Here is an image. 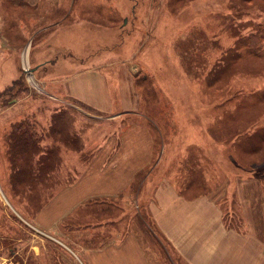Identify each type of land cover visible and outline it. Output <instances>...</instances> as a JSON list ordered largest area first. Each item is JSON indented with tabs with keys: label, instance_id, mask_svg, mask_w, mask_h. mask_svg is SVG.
I'll use <instances>...</instances> for the list:
<instances>
[{
	"label": "rangeland",
	"instance_id": "obj_1",
	"mask_svg": "<svg viewBox=\"0 0 264 264\" xmlns=\"http://www.w3.org/2000/svg\"><path fill=\"white\" fill-rule=\"evenodd\" d=\"M260 1L0 0V264H86L82 234L65 233L61 222L50 231L38 227L25 195L18 190L14 196L8 185L9 126L25 119L45 131L51 113L66 106L50 96L51 79L63 89L65 80L76 84L74 91L88 98L70 102L77 109H65L75 116L69 129L81 149L76 153L58 142L59 180L77 172L72 188H83L89 180L83 172L91 166L82 169L84 158L145 164L126 186L127 196L139 202L99 195L75 205L90 201L103 213L117 204L124 209L130 202L131 212L137 206L117 226L136 233L146 264L179 258L146 208L164 181L187 200L214 193L220 203L227 197L219 205L224 228L244 235L250 225L252 238L264 237V181L253 178L264 175V150L240 151L245 140L259 141L251 137L254 131L264 133V39L253 49L248 45L264 25ZM10 43L13 55L3 54ZM238 45L243 53L235 55ZM8 77L19 80L2 85ZM105 143L110 149L101 150ZM237 157L251 162L238 163ZM103 213L93 223L117 214ZM174 215L183 219L178 211Z\"/></svg>",
	"mask_w": 264,
	"mask_h": 264
},
{
	"label": "crops",
	"instance_id": "obj_2",
	"mask_svg": "<svg viewBox=\"0 0 264 264\" xmlns=\"http://www.w3.org/2000/svg\"><path fill=\"white\" fill-rule=\"evenodd\" d=\"M31 41L33 43L34 40ZM7 46L6 44L3 54L10 53V55H13L12 47L14 45L12 46L10 43L9 47ZM30 46L31 43L23 51L28 50L29 52ZM14 71H18V69ZM17 79L10 77L2 85H8ZM64 82L63 84L66 86L63 89L62 85L51 79L49 88L52 84L55 89H50L48 92L55 101L65 104V109H67V106L75 108L70 102L79 100L78 102L85 103L88 101L84 93L74 91L76 84L69 85L68 82ZM82 88L85 92L89 91V88L85 86ZM109 108L110 106L107 109ZM126 144V141L122 143V145ZM105 146L110 149L111 144L105 143L101 150ZM147 149L149 150L150 147H147ZM92 151L88 152L89 155H94ZM123 159L125 160L116 158L111 160L96 159L95 161L89 160L87 163L88 159L84 158L83 160L86 161L82 162V169L86 168L89 163L92 166H89L90 168L88 167L83 172L89 179L85 186L79 188V190L72 188V184L79 181L80 178L77 172L74 173L73 178L70 176L73 173H69L64 176V180L57 179L58 182L66 185L34 217L35 225L47 228L49 231L55 228L56 225L60 227L61 222V229L64 232L70 231L75 234H82L81 240H85L88 245L80 250L86 257V264H146V257L141 249L142 244L136 233L128 230L123 225L117 226L119 221L135 215L137 206H135L134 212H131L127 210L131 209L132 204L130 202V207L125 205L124 209L117 204V206L105 208L104 212L106 213H103L101 210L95 212L96 208L91 205L93 202L90 201L86 202L85 207L75 205L80 199L99 195L103 198L120 196L122 200L134 197L139 202L134 194L127 196V191L131 189L126 190V186L131 184L133 179L135 181V173L145 164L135 160H126L128 158ZM95 166H98L97 171L92 170ZM236 183L239 185L238 181ZM129 186L131 188V185ZM171 186L165 181L160 182V185L155 186L153 195L149 198L150 203L148 207L146 206L149 209L148 215L151 216L156 228L165 236L167 246L175 249L179 257L176 261L173 256L167 257L169 264H175V262H181L182 264H264V237L260 239H258L259 237L252 238V235L248 233L250 232V225H248L247 233L244 235H239L224 228L222 212L219 207L225 205L227 197H223L220 203H218L220 199L215 198L214 193L207 196L199 195L194 199V196L188 197L187 200L182 192L176 191ZM236 192L240 195L239 189ZM224 209L227 210V207ZM175 211H178L183 219H175ZM102 213L107 215L117 214L114 219L110 217L107 219L98 218L100 221L96 220V223H93L94 216H100ZM70 239L74 241L75 238L70 237ZM100 239L102 245L96 246V240L100 241Z\"/></svg>",
	"mask_w": 264,
	"mask_h": 264
},
{
	"label": "trees",
	"instance_id": "obj_3",
	"mask_svg": "<svg viewBox=\"0 0 264 264\" xmlns=\"http://www.w3.org/2000/svg\"><path fill=\"white\" fill-rule=\"evenodd\" d=\"M260 2L264 4V2ZM256 32V35H252L250 38L248 44L250 48H252L254 42L257 44L261 41L260 39H264V37H261V35H264V25L259 26ZM240 46L241 45H238L236 48L234 47L235 50L233 52H235V55L243 53ZM249 52L251 53L253 51L250 50ZM18 80L19 79L15 80L13 84ZM66 111L67 110L64 108L53 112L50 116L49 125L45 131L34 122L24 119L12 123L9 126V132L4 136V142L6 144V161L10 171L8 185L14 196H16L18 190L22 191L19 192L25 195L26 200L32 207V216H36L41 208L57 192L54 188L61 185V183L57 181V173L61 165L59 157V151H61V149L58 142L63 140L66 144L70 145L71 149L76 153L81 149L80 146L77 145L79 138L77 134L74 133L75 129L73 132L69 129V124L72 127L75 116ZM50 136H55V140L50 144H41L44 143L46 138H50ZM251 137H258L259 141L255 143L254 141L245 140L242 143L243 146H240V151L244 154L264 150V133L254 131ZM237 147L239 148V145H234V149L238 150ZM237 161L238 163H246V165L251 162L249 160H242L240 157H237ZM234 167L236 168L238 165H234ZM252 169L259 170V168ZM250 177L252 178V176ZM253 178L258 179L261 183L264 181V175L261 174H253ZM191 179L188 183H190ZM83 223H85V221H83ZM21 224L26 226L24 223Z\"/></svg>",
	"mask_w": 264,
	"mask_h": 264
}]
</instances>
